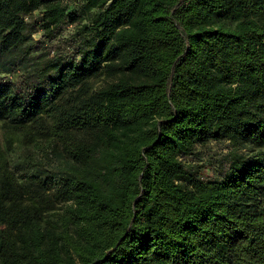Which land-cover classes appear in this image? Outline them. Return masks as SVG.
Wrapping results in <instances>:
<instances>
[{"label":"trees","instance_id":"1","mask_svg":"<svg viewBox=\"0 0 264 264\" xmlns=\"http://www.w3.org/2000/svg\"><path fill=\"white\" fill-rule=\"evenodd\" d=\"M0 264H264V0H0Z\"/></svg>","mask_w":264,"mask_h":264},{"label":"rangeland","instance_id":"2","mask_svg":"<svg viewBox=\"0 0 264 264\" xmlns=\"http://www.w3.org/2000/svg\"><path fill=\"white\" fill-rule=\"evenodd\" d=\"M38 36H39V35H36L35 37L38 38ZM221 148H223V147H219V146H218L217 148H214L213 150H214V151H217V150H220ZM224 148H225V147H224ZM207 174L210 176V175H213L214 173H213V171H210V173H209L208 170H207Z\"/></svg>","mask_w":264,"mask_h":264}]
</instances>
